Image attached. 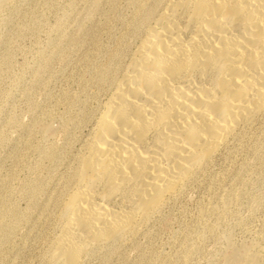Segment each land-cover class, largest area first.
Wrapping results in <instances>:
<instances>
[{
	"label": "rangeland",
	"instance_id": "obj_1",
	"mask_svg": "<svg viewBox=\"0 0 264 264\" xmlns=\"http://www.w3.org/2000/svg\"><path fill=\"white\" fill-rule=\"evenodd\" d=\"M160 1L0 0V264H53L82 144ZM257 120L130 242L80 264H226L231 240L263 264L264 115Z\"/></svg>",
	"mask_w": 264,
	"mask_h": 264
},
{
	"label": "bare ground",
	"instance_id": "obj_2",
	"mask_svg": "<svg viewBox=\"0 0 264 264\" xmlns=\"http://www.w3.org/2000/svg\"><path fill=\"white\" fill-rule=\"evenodd\" d=\"M149 15L82 142L53 264L130 242L264 115V0H161ZM230 242L226 264H261L256 248Z\"/></svg>",
	"mask_w": 264,
	"mask_h": 264
}]
</instances>
